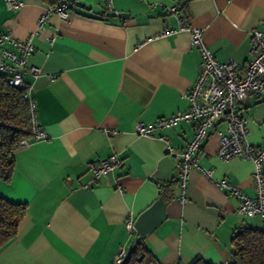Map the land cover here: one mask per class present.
I'll list each match as a JSON object with an SVG mask.
<instances>
[{
    "label": "crops",
    "instance_id": "1",
    "mask_svg": "<svg viewBox=\"0 0 264 264\" xmlns=\"http://www.w3.org/2000/svg\"><path fill=\"white\" fill-rule=\"evenodd\" d=\"M21 1L23 7L11 11L0 0V33L19 40L32 34L27 65L41 74L31 97L47 138L15 150V171L0 182V197L27 205L16 235L0 248V264H114L133 243L126 219L135 221L167 186L165 219L144 236L145 248L159 264H229L239 229L264 230V218L239 216V199L217 183L255 198L253 163L217 157V131L226 129L217 123L196 153L199 167L190 173L182 204L168 149L182 151L194 125L147 137L135 133V124L189 108L184 95L198 78L201 54L171 7L202 31L216 61L242 67L251 32L264 24V0H112L120 16L104 0H61L74 4L70 18L53 15L38 32L47 5ZM165 27L175 33L163 37ZM237 111L249 143L264 147V101L250 96ZM112 155L122 166L92 181L98 163Z\"/></svg>",
    "mask_w": 264,
    "mask_h": 264
},
{
    "label": "built area",
    "instance_id": "2",
    "mask_svg": "<svg viewBox=\"0 0 264 264\" xmlns=\"http://www.w3.org/2000/svg\"><path fill=\"white\" fill-rule=\"evenodd\" d=\"M107 10L116 16L120 13L114 9L112 0H104ZM8 10L18 11L23 7L21 0H5ZM74 4L69 1H60L53 6H47L39 16L36 32L47 22L49 17L57 15L62 21L70 18ZM177 7H171L169 13L175 14L180 29H187L191 35V45L197 47L201 54L200 71L197 80L184 99L189 108L183 112L155 119L145 124L140 121L135 124V133L141 136L153 137L158 131L177 126L180 123L193 124L194 134L182 151H175L169 147L168 155L173 159L177 169L179 189L178 200L184 203L187 198L190 173L198 168L196 153L207 139L209 131L217 123H223L225 132L217 131L219 146L217 157L223 161L232 159L250 160L254 166L253 181L256 191L255 198L242 195L237 187L219 181L220 188L228 189L240 201L237 214L241 217L264 218V147L254 148L247 138L246 120L239 114L240 102L252 96L256 100L264 101V24L254 29L250 34V49L247 62L240 67L234 61L218 62L202 41V31L187 24L177 15ZM175 32L164 28L163 37ZM32 34L26 39L19 40L10 33H0V77L6 80L7 85L23 91L28 101L31 139L20 142V147L28 146L31 141L38 142L47 138L41 129L36 104L31 97L33 82L40 76L41 69L28 66L27 61L34 52L31 43ZM52 43L55 38H47ZM162 139L161 137H158ZM122 166L117 155L102 160L93 170L92 181L107 178L116 168ZM210 176V172H206ZM134 219L128 217L124 223L127 232L133 234V243H141L144 236H139L134 229ZM132 243V244H133ZM126 249H121L115 258L114 264H121Z\"/></svg>",
    "mask_w": 264,
    "mask_h": 264
},
{
    "label": "trees",
    "instance_id": "3",
    "mask_svg": "<svg viewBox=\"0 0 264 264\" xmlns=\"http://www.w3.org/2000/svg\"><path fill=\"white\" fill-rule=\"evenodd\" d=\"M61 0H41L53 6ZM31 139V123L28 101L23 91L10 87L0 77V182H7L15 171L13 152L20 142ZM171 186L164 187L161 200L170 199ZM27 210L26 204L14 203L0 197V248L12 239ZM232 260L229 264H264V230L243 226L233 237ZM126 264H159L155 257L138 243ZM191 264H206L201 259Z\"/></svg>",
    "mask_w": 264,
    "mask_h": 264
},
{
    "label": "water",
    "instance_id": "4",
    "mask_svg": "<svg viewBox=\"0 0 264 264\" xmlns=\"http://www.w3.org/2000/svg\"><path fill=\"white\" fill-rule=\"evenodd\" d=\"M75 6L78 8H85L81 3H75ZM166 206L167 203L159 199L149 209L140 214L134 222V229L136 233L139 236H145L161 224V222L165 219ZM137 244L138 241H135L128 247L121 264H126L128 262Z\"/></svg>",
    "mask_w": 264,
    "mask_h": 264
}]
</instances>
